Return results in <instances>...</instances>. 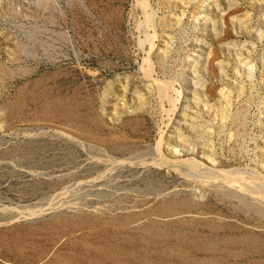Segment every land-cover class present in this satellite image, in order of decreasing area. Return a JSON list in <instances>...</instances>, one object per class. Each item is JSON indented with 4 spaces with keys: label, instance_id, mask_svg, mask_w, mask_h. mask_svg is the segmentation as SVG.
Listing matches in <instances>:
<instances>
[{
    "label": "rangeland",
    "instance_id": "1",
    "mask_svg": "<svg viewBox=\"0 0 264 264\" xmlns=\"http://www.w3.org/2000/svg\"><path fill=\"white\" fill-rule=\"evenodd\" d=\"M262 202L264 0H0V264H264Z\"/></svg>",
    "mask_w": 264,
    "mask_h": 264
},
{
    "label": "bare ground",
    "instance_id": "2",
    "mask_svg": "<svg viewBox=\"0 0 264 264\" xmlns=\"http://www.w3.org/2000/svg\"><path fill=\"white\" fill-rule=\"evenodd\" d=\"M226 15L225 14H221L220 16H219V19H218V23L219 22H221V23H223L224 21H225V19H226ZM221 23H220V25H221ZM225 23V22H224ZM166 50V49H165ZM165 53V52H164ZM164 53L162 52V54H160L159 55V57H163V55H164ZM206 58V57H205ZM212 59V58H211ZM209 60V57L208 58H206V62H210V60ZM38 83V82H37ZM239 93V92H238ZM197 94V93H196ZM17 96V95H16ZM220 98H222L221 97V95H220ZM224 98V97H223ZM223 98H222V100H223ZM202 100V99H201ZM225 100V99H224ZM52 103V102H51ZM227 102L225 101V103L224 104H226ZM45 104H47V103H45ZM225 109V108H224ZM222 113V112H221ZM85 114V113H84ZM64 117V116H63ZM88 121V120H87ZM95 123V122H94ZM61 124V123H60ZM72 124V123H71ZM192 128V127H191ZM177 140V139H176ZM102 141V140H101ZM99 142V141H98ZM106 142V141H105ZM122 147V146H121ZM125 147V146H124ZM178 148H179V146H178ZM135 149V148H134ZM176 153H178V150L176 149V150H173V152H171V154H173V156L176 154ZM141 154V153H140ZM211 154V153H210ZM130 156V155H129ZM207 157V156H206ZM216 158V157H215ZM210 161V160H209ZM208 161V162H209ZM161 162V161H160ZM207 162V163H208ZM213 164V163H212ZM161 165H163V163L161 162ZM189 169V168H188ZM202 169V168H201ZM190 170V169H189ZM193 170V169H192ZM256 171V170H255ZM195 172V171H194ZM201 172V171H200ZM198 173V172H197ZM238 178V177H237ZM236 179V178H235ZM220 181V180H219ZM218 181V182H219ZM221 182V181H220ZM233 182H235V181H233ZM237 183V182H236ZM220 185V184H219ZM221 186V185H220ZM202 188V187H201ZM221 188V187H220ZM191 191V190H190ZM194 191V190H193ZM223 191V190H222ZM234 191H231L230 193H231V195H233V196H238L237 194H239V192L240 191H238V192H236L237 194H235V193H233ZM228 195V194H227ZM240 197H242V196H240ZM245 198V197H244ZM165 200V199H164ZM182 201V200H181ZM190 200H185V202H187V204L186 203H179V205H174V204H171V203H169L168 202V204H166L165 205V208L164 209H161L162 211H161V213L162 212H164V213H167L168 211H173L174 212V210L173 209H175V207H183V208H180V209H184V208H186L189 204H188V202H189ZM174 202V201H173ZM245 202H248L247 200L245 201ZM261 202V201H260ZM166 203V202H165ZM263 204H264V202H262ZM247 205H248V203H246ZM250 204V203H249ZM263 204H261V205H263ZM195 205V204H194ZM242 205V204H241ZM256 205V204H255ZM133 206V205H132ZM190 206H192L191 205V203H190ZM264 206V205H263ZM257 207H258V205H257ZM256 207V208H257ZM261 207V206H260ZM163 208V207H162ZM191 208V207H190ZM179 210V209H178ZM178 210H177V213H178ZM185 210V209H184ZM194 210V209H193ZM183 211V210H182ZM146 212V211H145ZM152 212H153V209H152ZM150 213H151V211H150ZM157 213H160L159 211L157 212ZM156 213V214H157ZM172 212H170L169 213V215H172L173 216V213L171 214ZM176 213V214H177ZM186 213V212H185ZM144 214V213H143ZM148 215H149V213H147ZM163 214V213H162ZM179 214V213H178ZM192 214V213H191ZM209 214V213H208ZM26 215V214H25ZM151 215H153L152 217H154L155 215L154 214H151ZM159 215V214H158ZM164 215H166V214H163V216ZM197 215V214H196ZM159 216H161V215H159ZM162 216V217H163ZM168 216V215H167ZM176 216V215H175ZM113 217V216H112ZM147 217H149V216H147ZM24 218V217H23ZM130 218V217H129ZM135 218H137V217H135ZM141 218V217H140ZM156 218H157V216H156ZM159 218V217H158ZM157 218V219H158ZM165 218H167L166 216H165ZM164 218V219H165ZM173 218H174V216H173ZM173 218H171L170 217V219H173ZM222 218V217H221ZM133 219H134V217H133ZM133 219H132V221H133ZM139 219V218H138ZM150 219H153L154 220V218H150ZM169 219V218H168ZM205 219V218H204ZM127 220L129 221V219H128V216H127ZM135 220V222H136V220L137 219H134ZM144 220V219H143ZM146 220V219H145ZM148 221H150L149 219H147ZM176 220H177V217H176ZM106 221V220H105ZM131 221V220H130ZM155 221V220H154ZM167 221V220H166ZM88 222V221H87ZM164 222H165V220H164ZM169 222V225L171 226V224H170V220L168 221ZM5 223V222H4ZM120 222H118V224H119ZM155 223H157V221L155 222ZM180 223V222H179ZM43 224V223H42ZM82 224V223H81ZM113 224V223H112ZM117 224V225H118ZM120 224H122V223H120ZM138 224V223H137ZM162 224V223H161ZM167 224V223H166ZM196 224V223H195ZM194 224V225H195ZM2 225V224H1ZM0 225V226H1ZM76 225V224H75ZM93 225V224H92ZM110 225V224H109ZM116 225V226H117ZM122 225H125L124 223L122 224ZM121 225V226H122ZM146 225V224H145ZM153 225V224H152ZM164 225H165V223H164ZM178 225V224H177ZM3 226V225H2ZM70 226V225H69ZM99 226H100V224H99ZM119 227H121L120 225H118ZM132 226V225H131ZM134 226V225H133ZM169 226V227H170ZM175 226V225H174ZM179 226V225H178ZM180 226H182V225H180ZM196 226V225H195ZM235 226V225H234ZM16 227V226H15ZM22 227V226H21ZM72 227V226H71ZM86 227V226H85ZM124 227V226H123ZM126 227V226H125ZM128 227V226H127ZM130 227V226H129ZM172 227V226H171ZM177 227V226H176ZM209 227H210V225H209ZM217 227H219V226H217ZM220 227H222V226H220ZM219 227V228H220ZM27 228H29V227H27ZM78 228V227H77ZM102 228V227H101ZM214 228V227H213ZM215 228H216V226H215ZM245 228V227H244ZM258 228V227H257ZM16 229V228H15ZM60 229V228H59ZM72 229V228H71ZM129 229H131V228H129ZM138 229V228H137ZM173 229V228H172ZM171 229V230H172ZM13 230V229H12ZM27 230V229H26ZM100 230V229H99ZM11 231V230H10ZM120 231V230H119ZM137 231V230H136ZM215 231V229L213 230V232ZM251 231V230H250ZM62 232V231H61ZM124 232V231H123ZM163 232V231H162ZM216 232V231H215ZM260 232V231H259ZM184 233V232H183ZM243 233V232H242ZM111 234V233H110ZM166 234V233H165ZM245 234V233H244ZM221 235V234H220ZM261 235V234H260ZM135 236V235H134ZM184 236V235H183ZM197 236H199V235H197ZM242 236V235H241ZM105 237V236H104ZM182 237V236H181ZM209 237V236H208ZM236 237V236H235ZM2 238V237H1ZM4 238V237H3ZM96 238V237H95ZM108 238V237H107ZM115 238H117V237H115ZM124 238V237H123ZM177 238H179V236L177 237ZM237 238V237H236ZM239 238H240V235H239ZM7 239V238H6ZM5 239V240H6ZM99 239H100V237H99ZM102 239V238H101ZM181 239V238H180ZM186 239V238H185ZM185 239H183V240H181V242H186L187 243V245L189 246V244H191L190 242H188V241H186ZM242 239V240H241ZM4 240V241H5ZM16 240V239H15ZM110 240L111 239H104L103 238V246H100V248H95V247H97V246H95L94 248L97 250L96 252H98L99 254H103L104 255V257H106L108 260H110V259H112L111 257H112V255L115 253L116 254V256H117V254L119 255V257L121 258V261L122 260H125L126 262H128V260H129V257H130V255H132V253H130L129 252V254H127L126 252H125V250H123V248L122 247H120V245H108V243L107 242H110ZM114 240V239H113ZM122 240V239H121ZM189 240V239H188ZM198 240V239H197ZM223 240V239H222ZM48 241V240H47ZM67 241H69V240H67ZM67 241L65 242V243H67ZM80 241V240H79ZM151 241V240H150ZM215 241V240H214ZM240 241L242 242V245L243 244H245L246 246H255L256 245V243L258 242V239H257V237H255V236H252V234L251 235H247V236H243V238H240ZM239 241V242H240ZM77 242V241H76ZM85 242V241H84ZM91 242V241H90ZM93 242V241H92ZM229 244L230 245H234V246H237V240L236 239H229ZM228 242H226V243H228ZM238 242V243H239ZM48 243V242H47ZM69 243V242H68ZM67 243V244H68ZM79 243V242H78ZM97 243V242H96ZM111 243V242H110ZM113 243V242H112ZM115 243H117V242H115ZM260 243V242H259ZM5 244V243H4ZM8 244V243H7ZM23 244V243H22ZM66 244V245H67ZM87 243H85L84 244V246L86 245ZM88 244H89V242H88ZM98 244H100V243H98ZM122 244V246H123V244H125L124 242L123 243H121ZM136 244V243H135ZM184 244V243H183ZM182 244V245H183ZM205 244H207V243H205ZM229 244H227V245H229ZM241 244V243H240ZM18 245V244H17ZM40 245H42L43 246V251H39V249H38V247H39V244H35V247L34 248H32L33 250H29V249H27V248H25V247H21L20 249H19V252L18 251H16L17 253H16V256L14 257V260L12 261V263L13 264H62L63 262H62V260H61V258L58 256V255H56V254H53L52 253V251L50 250V248H48L47 246H45L46 244H40ZM48 245V244H47ZM65 245V244H64ZM63 245V246H64ZM70 245V244H69ZM83 245V244H82ZM82 245H81V247H82ZM198 245H200L201 246V248L202 247H205L206 245H202V242H201V244H200V242L198 243ZM4 247H5V245H3ZM30 246V245H29ZM71 246V245H70ZM69 246V247H70ZM86 246H88V245H86ZM99 246V245H98ZM174 246V245H173ZM195 246H196V244H195ZM200 246L199 247H197V249L198 250H202L201 248H200ZM218 246V245H217ZM6 247H7V245H6ZM58 247H61V246H58ZM68 247V246H67ZM89 247V246H88ZM147 247V246H146ZM170 247V246H169ZM207 247H209V246H207ZM42 248V247H41ZM71 250L70 251H74L75 253L76 252H78V251H81V249H80V247H79V245H72L71 247ZM90 248V247H89ZM183 248V247H182ZM211 248H214V246L213 247H211ZM248 248V247H247ZM246 248V249H247ZM254 248V247H253ZM258 248H259V246H258ZM262 248V247H261ZM260 248V249H261ZM13 249V248H12ZM17 249V248H16ZM37 249V250H36ZM53 249V248H52ZM176 249H177V247H176ZM176 249H174V251H176L175 253H177V250ZM178 249H179V247H178ZM186 249V248H185ZM244 249V248H243ZM256 249V248H255ZM55 250V249H54ZM58 250V249H57ZM91 250H93V248L91 249ZM180 250V249H179ZM196 250V249H195ZM211 250V249H210ZM213 250V249H212ZM222 250V249H221ZM12 251V250H11ZM70 251H69V253H70ZM144 251V250H143ZM150 251V250H149ZM226 251V250H225ZM231 251V250H230ZM229 251V252H230ZM13 252V251H12ZM65 252V251H64ZM74 252H73V254H74ZM92 252V251H91ZM168 252V251H167ZM189 252V251H188ZM191 252V251H190ZM189 252V253H190ZM192 252H194V251H192ZM221 252V251H220ZM227 252V251H226ZM58 253V252H57ZM90 253V252H89ZM181 253V252H180ZM228 253V252H227ZM29 254H33L32 256L33 257H31V259L32 260H30V258H29ZM79 254V253H78ZM83 254V253H82ZM164 254V253H163ZM168 255H169V253H167ZM178 254V253H177ZM205 254V253H204ZM211 254V253H210ZM77 255V254H76ZM162 255V254H161ZM171 255V254H170ZM233 256H235L234 254H232ZM61 256H63V255H61ZM70 256V255H69ZM88 256V255H87ZM97 256V255H96ZM133 256V255H132ZM132 256H131V258H132ZM137 256V255H136ZM141 256V255H140ZM164 256H166V255H164ZM175 256V258H176V255H174ZM173 256V257H174ZM179 257H180V255H178ZM64 257V256H63ZM62 257V258H63ZM71 257V256H70ZM103 257V256H102ZM134 257V256H133ZM144 257V256H143ZM238 256H236V258H237ZM73 258V257H72ZM77 258H79V257H77ZM81 258V257H80ZM97 258V257H96ZM145 258V257H144ZM182 258H183V256H182ZM181 258V259H182ZM189 258V257H188ZM192 258V257H191ZM220 258V257H219ZM12 259V258H11ZM93 259H95V258H93ZM98 259V258H97ZM113 259H114V257H113ZM115 259H117V258H115ZM158 259V258H157ZM170 258H168V260H169ZM206 259H207V257H206ZM232 259V258H231ZM238 259V258H237ZM75 260V259H74ZM73 260V261H74ZM78 260V259H77ZM83 260H84V258H83ZM108 260H106V261H108ZM131 260V259H130ZM223 260V259H222ZM99 261V260H98ZM116 261V260H115ZM138 261H139V259H138ZM186 261V260H185ZM220 262H221V260H219ZM224 261V260H223ZM7 262V261H6ZM9 262V261H8ZM66 262H67V260H66ZM66 262H64L65 264H66ZM91 262V261H90ZM93 262V261H92ZM100 262V261H99ZM108 262H111V261H108ZM114 262V261H113ZM186 262H188V260L186 261ZM210 262V261H209ZM1 263V262H0ZM11 263V262H10ZM77 263V262H76ZM80 263V262H79ZM123 263V262H122ZM125 263V262H124ZM139 263H140V261H139ZM146 263V262H145ZM172 263V262H171ZM192 263V262H191ZM194 263V262H193ZM196 263V262H195ZM67 264H70V263H67ZM83 264V263H82ZM89 264H91V263H89ZM100 264H102V263H100ZM105 264V263H104ZM113 264V263H112ZM118 264H119V262H118ZM136 264V263H135ZM143 264H144V261H143ZM188 264H189V262H188ZM204 264V263H203ZM214 264V263H213ZM216 264V263H215ZM217 264H221V263H217ZM222 264H225V262H223ZM227 264H228V262H227Z\"/></svg>",
    "mask_w": 264,
    "mask_h": 264
}]
</instances>
